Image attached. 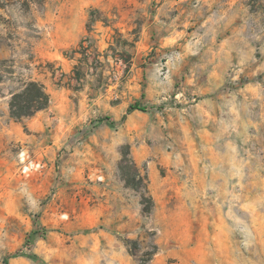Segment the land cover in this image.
I'll return each mask as SVG.
<instances>
[{
  "label": "rangeland",
  "instance_id": "374dc122",
  "mask_svg": "<svg viewBox=\"0 0 264 264\" xmlns=\"http://www.w3.org/2000/svg\"><path fill=\"white\" fill-rule=\"evenodd\" d=\"M0 264H264V0H0Z\"/></svg>",
  "mask_w": 264,
  "mask_h": 264
},
{
  "label": "trees",
  "instance_id": "16d2710c",
  "mask_svg": "<svg viewBox=\"0 0 264 264\" xmlns=\"http://www.w3.org/2000/svg\"><path fill=\"white\" fill-rule=\"evenodd\" d=\"M51 97L48 93L45 85L36 80H31L26 82L23 87L12 94V98L10 101V114L14 119H22L24 117H30L35 115L37 112L47 109L50 105ZM141 110L146 111L147 107L141 105L139 102L131 104L128 108V113L133 110ZM125 118V117H124ZM100 122L109 124L111 126H116L117 122L112 119L111 116L107 115L99 119ZM123 159L120 162L119 169L121 175L126 182V184L134 189H145L147 192L148 189V181L146 178L142 177L139 167L137 163L130 157V150L123 153ZM134 167L135 174L131 176L129 169ZM147 197H143L146 199ZM154 202L152 199L149 201V206H145V211H150ZM28 242V250L31 248V239L27 240ZM25 253L24 249L17 250L11 257H18Z\"/></svg>",
  "mask_w": 264,
  "mask_h": 264
},
{
  "label": "crops",
  "instance_id": "0c3cea01",
  "mask_svg": "<svg viewBox=\"0 0 264 264\" xmlns=\"http://www.w3.org/2000/svg\"><path fill=\"white\" fill-rule=\"evenodd\" d=\"M141 110H138V109H136V110H133V112H140ZM107 116V115H106ZM109 116H111L112 117V119L114 120V121H116L117 122V120H116V118L112 115V114H110ZM106 124V123H105ZM109 125V124H108Z\"/></svg>",
  "mask_w": 264,
  "mask_h": 264
}]
</instances>
